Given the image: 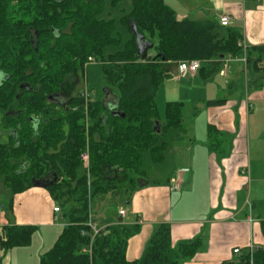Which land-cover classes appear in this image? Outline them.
<instances>
[{
    "label": "trees",
    "instance_id": "obj_1",
    "mask_svg": "<svg viewBox=\"0 0 264 264\" xmlns=\"http://www.w3.org/2000/svg\"><path fill=\"white\" fill-rule=\"evenodd\" d=\"M133 20L155 44L146 60ZM242 40L239 29L212 18L179 20L165 0H0V127L9 135L0 142V182L11 191L9 209L13 195L47 187L67 222L40 264H181L196 256L200 238L175 243L171 224L161 223L141 258L130 261L129 240L140 224L119 220L95 234L89 222L108 194L127 200L150 184L148 170L183 139L185 103L167 102L161 121V84L182 61L210 63L202 69L210 76L227 56L244 55ZM90 57L121 90L112 106L81 95ZM36 229L3 226L0 264L9 250L31 245ZM220 264H264V247Z\"/></svg>",
    "mask_w": 264,
    "mask_h": 264
},
{
    "label": "crops",
    "instance_id": "obj_2",
    "mask_svg": "<svg viewBox=\"0 0 264 264\" xmlns=\"http://www.w3.org/2000/svg\"><path fill=\"white\" fill-rule=\"evenodd\" d=\"M165 3L174 10L179 20L212 18L219 21L221 14L230 15L233 20L231 27L242 32V41L246 47L244 55L233 58L232 61H242L249 65L248 49L264 52L261 49L264 46V0H165ZM206 64V67L212 68L210 63ZM221 66L222 61L218 62L216 71L220 72ZM240 69V66H235V70ZM230 71L231 68L227 77L222 75L229 86L233 82L229 81ZM176 72L178 73V69ZM198 74L204 78L213 76L211 74L207 77L204 70L200 69L191 76L196 77ZM227 107L209 110L208 140L211 141L214 130L218 136L232 130L231 114ZM185 136L186 133L180 140H184ZM190 140L194 143L177 147L175 162L178 171L170 177L167 185H142L127 202L131 209L124 206L115 208V218L103 216L102 221L99 218L96 222V213L101 210L109 211L110 206L104 203L91 213V220L99 230L119 220L126 224H140V232L129 240L128 260L141 258L151 236L161 223L171 224L175 243L201 239V247L196 256L181 264H220L225 260H237L244 250L264 247L261 226L264 212H261L263 215L259 213L255 216L257 204L251 205L248 210L246 204L241 208L235 204L236 194L242 185L237 166L245 160V156L242 155V159H239L241 156L236 155L241 144L232 150L231 155L220 159L211 149H207L206 140ZM174 181L180 184V189H172ZM7 196L9 200L11 195ZM12 200L9 211L5 212L3 207L0 209V234L5 225H34L37 227L36 231H39L38 234L35 232L39 235V240L37 244L34 242V234L31 245L9 250L4 256L3 264H14V257H17L18 264H40L43 254L53 247L67 224L63 209L61 212L54 211L60 204L45 186H32L13 195ZM120 210H125L126 214L119 215ZM236 248L241 249L240 254L234 253ZM19 256L21 260L18 259Z\"/></svg>",
    "mask_w": 264,
    "mask_h": 264
},
{
    "label": "rangeland",
    "instance_id": "obj_3",
    "mask_svg": "<svg viewBox=\"0 0 264 264\" xmlns=\"http://www.w3.org/2000/svg\"><path fill=\"white\" fill-rule=\"evenodd\" d=\"M152 52L154 53V50H151ZM249 56L253 59L248 62L249 65L242 61H232L230 63L229 81H233L230 86L219 70L213 74L212 78H204L200 74L192 77L190 74L182 81H178L177 72L175 71L161 84L155 98L159 119L163 122L167 119V102H184L186 136L184 140L177 141L170 147L167 159L163 163L148 170V175L144 179L150 180V185L161 186L169 183V178L178 171L175 162L177 147L192 142L190 139H194V141L196 139L206 140L208 143L207 149H211L220 159L231 155L232 150L241 144V148L236 155L241 156L239 159H242V155L245 156V160L237 166L238 174L242 178V185L236 194L235 204L240 208L246 204L247 210L251 205L257 204L258 209L255 210V216L262 211L264 212V52L260 53L250 49ZM255 59L259 60L255 61ZM256 63L258 66H256ZM86 66L82 87L91 90L94 99L114 104L121 96V90L118 86L108 83L102 62L96 61L94 58L91 61L89 58ZM206 66L207 64L203 63L200 71ZM235 66H240L241 69L237 71ZM0 77L3 76L0 74ZM226 105H230V107ZM224 106L230 110L232 130L223 132L224 135L219 136L214 133L215 130L214 132L212 130L210 141L207 137L208 131L210 134V130L207 129L209 110ZM8 136V132L0 127V142H9ZM88 144L89 140H87V149ZM85 150L81 152V155ZM82 162L84 163L83 160ZM84 167L86 168L85 165ZM0 190V209L3 207L5 212L9 211V196L7 195H10L11 191L5 187L2 181L0 182ZM114 194H108L104 198L105 200H102L104 204L110 206L109 211L103 212L101 210L96 213V222L99 218V221H102L103 216L105 218L107 216L115 218L114 215L116 214H113L115 208L117 209L120 206L131 209L127 202L132 197L126 200L125 197L119 198V194ZM97 210L96 208L95 211ZM261 214L263 215V213ZM212 216L213 214L210 215V217ZM98 224L100 225V223ZM36 233L38 234L39 231L37 230ZM36 233L35 243L39 240V235H36ZM37 236L38 239H36ZM18 259L21 260V256ZM13 263L18 264L17 257H14Z\"/></svg>",
    "mask_w": 264,
    "mask_h": 264
},
{
    "label": "built area",
    "instance_id": "obj_4",
    "mask_svg": "<svg viewBox=\"0 0 264 264\" xmlns=\"http://www.w3.org/2000/svg\"><path fill=\"white\" fill-rule=\"evenodd\" d=\"M219 22L222 26H231L233 24V20L231 18L230 15L228 14H221L220 18H219ZM240 44L243 46L244 51L246 49L244 42H240ZM233 57L232 56H227L226 58L223 59L222 61V66L220 69V74L227 77L229 74V70L231 68L230 63L232 62ZM90 60L92 61L93 58L90 57ZM202 62L200 60H191V61H182L179 63L178 66V73H177V79H182L185 78L187 76H189L190 74H195L199 71L200 67H201ZM86 100L89 99L90 95H89V90L87 88H85L82 91L81 94ZM87 150V151H86ZM83 154L81 155V159L84 161V165L86 166V168H88L90 166V154H89V149H86ZM172 189L173 190H178L180 189V184L177 181H174L173 185H172ZM55 212H61L62 209L59 205H57L54 208ZM126 214L125 210H120L119 211V215L124 216ZM89 225L92 227V229L94 230L95 234H97L99 232V229L95 226V224L93 223L92 220H90ZM254 248H251V250H253ZM84 251H92V244L90 245L89 249H84ZM234 253L235 254H240L241 253V249L240 248H236L234 249Z\"/></svg>",
    "mask_w": 264,
    "mask_h": 264
},
{
    "label": "water",
    "instance_id": "obj_5",
    "mask_svg": "<svg viewBox=\"0 0 264 264\" xmlns=\"http://www.w3.org/2000/svg\"><path fill=\"white\" fill-rule=\"evenodd\" d=\"M132 31L136 36V45L138 53L142 60H146L149 56V52L154 49V42L149 40L144 34L139 32L136 20L132 21Z\"/></svg>",
    "mask_w": 264,
    "mask_h": 264
},
{
    "label": "flooded vegetation",
    "instance_id": "obj_6",
    "mask_svg": "<svg viewBox=\"0 0 264 264\" xmlns=\"http://www.w3.org/2000/svg\"><path fill=\"white\" fill-rule=\"evenodd\" d=\"M86 88V87H85ZM89 95H90V97H89V99L88 100H86V101H89L90 99L91 100H93L94 98H93V94H92V91L91 90H89ZM109 106H112L113 104H109V103H107Z\"/></svg>",
    "mask_w": 264,
    "mask_h": 264
}]
</instances>
